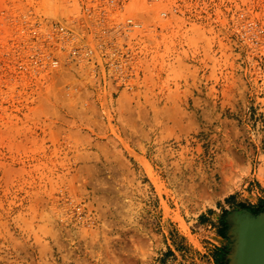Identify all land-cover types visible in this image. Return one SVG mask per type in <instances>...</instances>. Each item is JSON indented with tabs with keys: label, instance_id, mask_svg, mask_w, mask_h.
I'll return each mask as SVG.
<instances>
[{
	"label": "rangeland",
	"instance_id": "rangeland-1",
	"mask_svg": "<svg viewBox=\"0 0 264 264\" xmlns=\"http://www.w3.org/2000/svg\"><path fill=\"white\" fill-rule=\"evenodd\" d=\"M77 11L0 0V264H228L196 220L264 197V0H130L131 89L29 66Z\"/></svg>",
	"mask_w": 264,
	"mask_h": 264
},
{
	"label": "built area",
	"instance_id": "built-area-1",
	"mask_svg": "<svg viewBox=\"0 0 264 264\" xmlns=\"http://www.w3.org/2000/svg\"><path fill=\"white\" fill-rule=\"evenodd\" d=\"M130 0H76L78 11L69 21L56 19L35 23L30 27L33 38L41 37L45 50L32 53L28 63L32 69L57 68L81 63L93 66L94 77L112 80L115 87L131 89L138 75L132 52L135 37L142 31V21L125 14ZM74 210L81 213L80 205Z\"/></svg>",
	"mask_w": 264,
	"mask_h": 264
},
{
	"label": "water",
	"instance_id": "water-1",
	"mask_svg": "<svg viewBox=\"0 0 264 264\" xmlns=\"http://www.w3.org/2000/svg\"><path fill=\"white\" fill-rule=\"evenodd\" d=\"M228 220L232 238L228 264H264V210L254 214L235 209Z\"/></svg>",
	"mask_w": 264,
	"mask_h": 264
},
{
	"label": "crops",
	"instance_id": "crops-1",
	"mask_svg": "<svg viewBox=\"0 0 264 264\" xmlns=\"http://www.w3.org/2000/svg\"><path fill=\"white\" fill-rule=\"evenodd\" d=\"M262 187L264 188L263 184ZM262 194H264V190L262 191ZM258 196L260 197V201H264V197L260 193H258ZM236 208L237 210H242L245 208L254 214L264 210V208H262L260 211H258L259 205L248 207L246 204H240ZM219 212V209H216V212L212 213L206 212L201 215L198 220H196L198 222L200 231H202L201 236L204 238V246H207L208 249L209 247L214 246L212 243H216V245L219 247H221L222 244L223 247L225 243L222 241L221 236L224 237L226 235L225 230H227V226L229 227L231 225V222L228 219L225 221L221 218ZM218 241H221V244H218ZM175 253L177 256L174 255L173 258L162 264H185L182 262L183 260H181L179 253L177 251ZM219 262L220 263L217 262V264H221V260Z\"/></svg>",
	"mask_w": 264,
	"mask_h": 264
},
{
	"label": "trees",
	"instance_id": "trees-1",
	"mask_svg": "<svg viewBox=\"0 0 264 264\" xmlns=\"http://www.w3.org/2000/svg\"><path fill=\"white\" fill-rule=\"evenodd\" d=\"M262 208H264V201H260L258 211H260ZM217 262L220 263L219 261Z\"/></svg>",
	"mask_w": 264,
	"mask_h": 264
},
{
	"label": "flooded vegetation",
	"instance_id": "flooded-vegetation-1",
	"mask_svg": "<svg viewBox=\"0 0 264 264\" xmlns=\"http://www.w3.org/2000/svg\"><path fill=\"white\" fill-rule=\"evenodd\" d=\"M218 255H219L220 258H223L224 257V254L221 251H219V254Z\"/></svg>",
	"mask_w": 264,
	"mask_h": 264
}]
</instances>
